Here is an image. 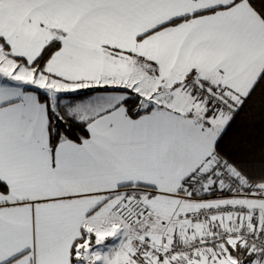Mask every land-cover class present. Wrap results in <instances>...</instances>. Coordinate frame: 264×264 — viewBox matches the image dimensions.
<instances>
[{
  "label": "snow or ice",
  "instance_id": "snow-or-ice-1",
  "mask_svg": "<svg viewBox=\"0 0 264 264\" xmlns=\"http://www.w3.org/2000/svg\"><path fill=\"white\" fill-rule=\"evenodd\" d=\"M0 264H264V0H0Z\"/></svg>",
  "mask_w": 264,
  "mask_h": 264
}]
</instances>
